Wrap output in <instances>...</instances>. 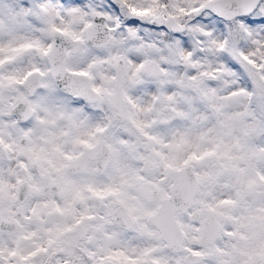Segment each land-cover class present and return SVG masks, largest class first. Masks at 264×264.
Listing matches in <instances>:
<instances>
[{"label":"snow or ice","instance_id":"1","mask_svg":"<svg viewBox=\"0 0 264 264\" xmlns=\"http://www.w3.org/2000/svg\"><path fill=\"white\" fill-rule=\"evenodd\" d=\"M0 264H264V0H0Z\"/></svg>","mask_w":264,"mask_h":264}]
</instances>
